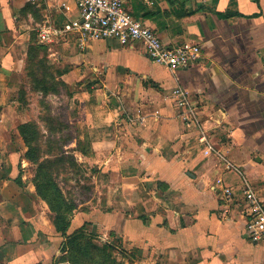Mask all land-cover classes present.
<instances>
[{"label":"crops","instance_id":"0c3cea01","mask_svg":"<svg viewBox=\"0 0 264 264\" xmlns=\"http://www.w3.org/2000/svg\"><path fill=\"white\" fill-rule=\"evenodd\" d=\"M152 1L126 9L167 46L199 45L198 64L169 70L141 43L105 40L85 51L73 38L49 45L68 51L86 86L88 159L106 178L97 205L79 212L69 231L90 223L99 242L117 238L129 255L117 253L124 264H264V242L248 239L240 209L225 212L218 183L239 189L247 180L264 203V0ZM76 17L75 0L40 7L0 0V122L13 106L11 84L30 33L38 38L43 25ZM177 88L192 114L178 105ZM63 243L26 170L0 168V264H69Z\"/></svg>","mask_w":264,"mask_h":264},{"label":"rangeland","instance_id":"374dc122","mask_svg":"<svg viewBox=\"0 0 264 264\" xmlns=\"http://www.w3.org/2000/svg\"><path fill=\"white\" fill-rule=\"evenodd\" d=\"M30 11L37 15L33 7ZM30 34L22 73L11 84L8 104L13 106L0 122V168H24L26 184L72 221L97 205V187L106 181L95 171L100 165L88 159L89 128L80 108L86 86L73 72L68 51L40 44L36 30Z\"/></svg>","mask_w":264,"mask_h":264},{"label":"built area","instance_id":"2783aa9c","mask_svg":"<svg viewBox=\"0 0 264 264\" xmlns=\"http://www.w3.org/2000/svg\"><path fill=\"white\" fill-rule=\"evenodd\" d=\"M32 6L40 7L46 0H27ZM137 0H75L77 17L68 19L62 26L47 23L39 28L40 44H55L59 40L73 38L81 51L87 50L93 42L116 40L122 45L141 43L148 57L156 64L176 71L190 68L203 58L201 47L196 44L167 46L158 33L143 20L131 15L126 5ZM153 5L152 0H145ZM69 12V6H63ZM180 107L193 109L188 101L187 93L177 88L174 93ZM222 186V200L230 207L236 206L246 219V235L254 243L264 242V203L257 196L254 188L247 180H243L239 189Z\"/></svg>","mask_w":264,"mask_h":264},{"label":"trees","instance_id":"16d2710c","mask_svg":"<svg viewBox=\"0 0 264 264\" xmlns=\"http://www.w3.org/2000/svg\"><path fill=\"white\" fill-rule=\"evenodd\" d=\"M46 203L54 214L57 232L65 240V244L62 247V254L64 255L61 258L62 262L69 264H124L117 261V258L113 255L114 253H119L127 257L126 251L119 248L116 244L117 239L114 238L110 242H99V233L90 231V223L83 224L79 229L71 233L69 230L72 221L63 216V213L59 212V210H56L50 200L47 199ZM110 236L115 237L113 232L110 233ZM69 252L72 253L71 256H65Z\"/></svg>","mask_w":264,"mask_h":264}]
</instances>
